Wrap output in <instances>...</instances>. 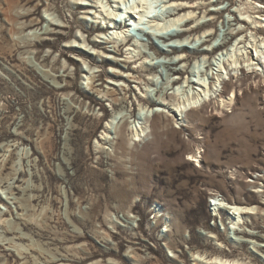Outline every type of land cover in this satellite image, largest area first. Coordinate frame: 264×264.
Masks as SVG:
<instances>
[{
	"label": "rangeland",
	"instance_id": "374dc122",
	"mask_svg": "<svg viewBox=\"0 0 264 264\" xmlns=\"http://www.w3.org/2000/svg\"><path fill=\"white\" fill-rule=\"evenodd\" d=\"M243 1L221 0L218 9L224 11L212 26L196 31L193 44L183 38L180 55L189 58L188 74L163 64L178 61L172 49L181 41L164 43L162 35L196 27L187 21L167 29V0H34L11 11H33L26 21L34 26L22 33L12 31L21 21L12 24L0 14V264H196L193 255L218 251L264 264V212L240 214L235 225L239 215L217 209L213 200L225 206L264 202V92L253 93L248 83L244 88L248 97L239 110L249 127L206 106L188 129L181 112L170 115L175 131L169 137L163 121L154 122L152 134L149 123L145 128L147 114L154 119L153 111L166 115L168 108L148 109L138 101L183 97L184 90L193 92L186 78L209 80L198 72L208 70L211 77L217 66L207 69L201 56L191 54L228 40L208 58L217 65L223 52L235 48L236 35L226 34L241 27ZM137 5L143 18L128 14ZM102 6L116 12L122 29L102 21ZM229 21L235 25L228 31ZM209 29L215 32L212 44L203 33ZM126 33L146 53L147 64L157 65L151 75L142 72L154 85L133 83L140 63H125L131 56L125 48L130 42L121 43ZM24 40L33 44L24 49ZM107 41L104 49L94 45ZM178 77V85L167 84ZM113 90L128 101L114 106L104 97ZM121 126L140 151L113 150ZM141 126L146 131L134 143ZM247 129L251 134L240 136ZM193 151L206 156L201 163L192 161Z\"/></svg>",
	"mask_w": 264,
	"mask_h": 264
},
{
	"label": "bare ground",
	"instance_id": "6f19581e",
	"mask_svg": "<svg viewBox=\"0 0 264 264\" xmlns=\"http://www.w3.org/2000/svg\"><path fill=\"white\" fill-rule=\"evenodd\" d=\"M242 1V0H241ZM34 0H27V2L23 3L20 0H0V14L6 16L7 21L15 24L19 21H21L19 24H21V28L17 29L16 27L12 28V31L22 33L25 29L34 26L33 20L29 23H27L26 20L30 19L33 15V11L30 9L25 10V13H17L15 15L11 14V11L15 8H23L25 9L27 7V4L33 3ZM218 1H209V0H167L166 6H169L172 10L169 12L170 16L169 19L171 20L170 23H167V29L173 28V26L178 25V22H187L190 21V23L195 24L196 26L193 29H185L182 32H179V30L171 32L169 35H162V38H164V43L169 42L168 44L172 42H180L181 46H176V48L172 49V53L175 54V58H177V62L171 61L170 63H163L165 66L170 68L174 74H180L184 71H186L188 67L187 61L189 60L188 56L180 55L183 54L186 50V46L182 43H184L186 40H183V38L189 40L190 44H193L196 41V38L198 34L196 31L204 28H209L212 26L213 20L219 17V15L224 11L218 9L219 7ZM261 0H245L241 4V8L239 9V13L243 16L239 18L238 24H240V28L238 30H234L231 32H227L226 35H231L237 37L236 44L234 45V49L232 51H228L226 54L223 52V58L218 59L219 62L217 65L212 63L209 57H211L213 52H215V49L218 47H224L228 40L224 39V42H221L218 46H212L211 49H204L203 51L200 50H194L192 52L194 56H201L205 62V68L214 69V66H217V71L215 70V73L208 76V70L201 69L198 74L201 77L207 76L209 80L205 81L202 78L198 81L190 78H186L184 80L188 87L192 86L193 92H188L186 90L183 91V97H180L176 94L168 95L163 98L162 101H144L142 99H138L140 102V106L144 105L145 108L151 109L153 107L163 106L165 108H168V114L165 115V111L162 110V112L153 111V117L154 119L149 118V115H146L145 119V128L148 127V123L151 127V134L154 131V122H157L159 124H162V121L164 124H167L168 128H164V130H167L165 132V136H170L168 132L175 131L172 130L170 125V122L173 120L171 116L174 114L176 115L177 112H181L182 115H184V118H186L188 124L187 126H182L184 129L190 128L189 126L192 123V120L195 117L202 118L204 116V108L206 106H209V108L213 109V115L215 114H221L222 116H225L229 121H231L235 125L245 126L249 127V123H246L243 118L242 112L239 110L241 109L240 106L243 105L244 100L246 97H248V92L244 89L247 83L249 85H253L251 88L253 93L258 94L260 91L264 92V3H260ZM258 3V4H257ZM101 8H104L102 6ZM120 12V7L117 8ZM104 12H100V16L102 17V21H109L108 23L111 25V27H117L121 26V29L123 27L122 24L116 23V12L115 13H106L108 11H105V8L103 9ZM117 11V10H116ZM143 6L137 5L134 8H130V16L135 17L134 15L137 14V16L140 15V13L143 14ZM76 12H73L75 14ZM89 13V11L87 12ZM135 17L138 19V17ZM141 18L142 15H140ZM125 17L124 15L121 16V19ZM202 18H207V21H204V24L200 25V20ZM173 20V21H172ZM124 21H120L122 23ZM153 22V21H152ZM154 26L161 28L164 27L162 30L165 29V25H161L159 23L154 22ZM108 25V24H107ZM188 24H185L184 27H186ZM229 29L233 27L235 24H232V21H229L228 23ZM130 26V25H129ZM169 26V28H168ZM85 28H88L84 25ZM187 28V27H186ZM261 28V29H260ZM117 30V29H116ZM120 30V29H118ZM135 28L132 29V32L134 33ZM160 30V29H159ZM158 30V32H159ZM174 30V29H173ZM205 35H207V43L210 42L212 44V40H214L215 32L212 30H206L203 32ZM123 34V33H122ZM129 35L126 33L123 37L120 35L118 37H122L121 43H127L130 42L125 48L129 51V60H126L125 63L128 65L127 62L134 61V64H139V68L136 70L133 68V71H135L138 76H132L133 83L141 84L144 81H146L147 84L154 85V81L151 79L146 80L143 77V73L147 72L148 75H151L149 72H152L156 70L158 67L156 64H147L146 60L148 57L146 56V53L142 52L138 45H136L132 40L131 37H128ZM124 38V39H123ZM174 39V41L171 40ZM239 38V39H238ZM191 39V40H190ZM87 39L84 40L86 42ZM26 42V40H24ZM2 38L0 39V49L3 48ZM113 42V41H112ZM110 42L107 41L106 43H96L94 42V45L96 47L102 46L104 49V44H109ZM33 43L28 41L23 46L24 49L28 46H31ZM210 44L208 46H210ZM216 45V44H215ZM22 46V45H21ZM19 47L22 48V47ZM154 46L151 44L150 48H153ZM173 47V46H172ZM18 50V49H17ZM115 50L120 52L121 46L115 45ZM254 51V54H253ZM156 57H160L158 54L160 52L154 53ZM174 57V56H173ZM176 60V59H175ZM177 64L184 65L185 68L178 69L175 66ZM174 66V67H173ZM204 66V65H203ZM200 68V67H199ZM130 69V67H129ZM143 72V73H142ZM226 72L228 74H226ZM188 74V70H187ZM223 74H226L227 78H224ZM117 76V75H115ZM186 76V75H185ZM120 77V76H118ZM123 77V76H122ZM182 77H178L175 80L168 81L167 84L170 86L178 85L180 82V79ZM211 78V79H210ZM183 79H185L183 77ZM129 80V78H128ZM215 80V81H214ZM136 81V82H135ZM145 83V84H146ZM219 86L217 87V85ZM140 86V85H139ZM197 87V88H195ZM144 93V92H143ZM159 93V91H157ZM144 95V94H142ZM118 94H116V91L113 90V92H107L104 94V97L107 98L108 101H110L114 106L122 105L126 103L127 97L118 99ZM217 104V105H216ZM144 108V109H145ZM154 109V108H153ZM227 109H231L232 111L229 112ZM251 109L254 110V106L251 105ZM228 112V113H226ZM171 115V116H170ZM157 127L162 128V125H157ZM143 126L140 127V129L136 128L135 134L133 136L135 139L132 141L136 143V141H140L141 137L143 135V132L146 131ZM198 129L201 131H206L207 127L204 124H201L198 126ZM112 129L107 126L105 129L106 132H110ZM126 128L124 126H121L115 133L117 135L116 137V143L113 145V150L118 153L122 152L124 154H135L138 151H140V148L135 145L132 146L129 143V138L127 135ZM237 131V130H236ZM240 136H246L248 134H251L250 130H244V131H238ZM101 140H106V138H103ZM189 156L192 157V161H200L201 159L205 158L206 156L201 155L198 151H193L189 153ZM214 204L217 209L222 210V208H228L230 210V213L232 212L233 215H239L237 218H234L235 225H240L241 221L239 220L240 214L241 215H250L253 214L254 211H256L259 214H263L264 212V202L260 201L258 205H245L240 202H232L228 203L229 205H223L222 201H219L218 198L213 197ZM232 201H238V200H232ZM236 217V216H235ZM239 217V218H238ZM256 235H254L255 237ZM217 236L215 237V239ZM259 250H263L262 247H260ZM194 261L196 264H253L251 261H248L247 258L243 257H231L226 254H224L222 251H218L217 256L210 257L207 254L201 255L196 254L193 255Z\"/></svg>",
	"mask_w": 264,
	"mask_h": 264
}]
</instances>
